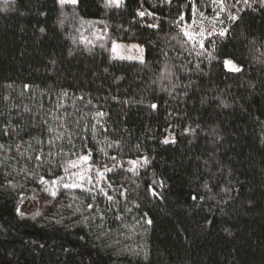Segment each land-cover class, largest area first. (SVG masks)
Returning a JSON list of instances; mask_svg holds the SVG:
<instances>
[{
    "label": "trees",
    "instance_id": "1",
    "mask_svg": "<svg viewBox=\"0 0 264 264\" xmlns=\"http://www.w3.org/2000/svg\"><path fill=\"white\" fill-rule=\"evenodd\" d=\"M105 4L0 0V264H264V0Z\"/></svg>",
    "mask_w": 264,
    "mask_h": 264
},
{
    "label": "snow or ice",
    "instance_id": "2",
    "mask_svg": "<svg viewBox=\"0 0 264 264\" xmlns=\"http://www.w3.org/2000/svg\"><path fill=\"white\" fill-rule=\"evenodd\" d=\"M7 2H8V0H5V3H7ZM58 2H59L62 6H63L65 3H71V4L75 5V4L77 3V0H58ZM169 2H170V0H169ZM244 2L247 3L248 0H244ZM121 3H122V0H106V4H105V6H106V7H110V6H117V7H119V6H121ZM139 15H140L141 17H143V16L145 15V13H144V12H140ZM231 18H232V19H236L235 17H231ZM153 27H155V25H153ZM41 31H44V30L41 29ZM224 34H225V33H224L223 31L220 33V35H224ZM185 35H188L189 38H191V36L189 35V33L186 32ZM123 47H124V46H122V45H119V44H115V43H113V46H112V52H113V53H116V52H117V49H121V48H123ZM131 47H132V48L139 49V51H140L141 53L144 51L142 48H140L139 45H132ZM201 47H203V43H202V42H201ZM118 58H119V59H139V61H140L141 63L144 62V61H143V56H140V57H132V56H124V55H120ZM224 64L227 65V66L229 67V69H230L231 71H233V72H241V71H242V69H241L239 66H237L232 60H226V61H224ZM151 107H152V108H156L157 105L153 104V105H151ZM98 115H101V116H102V115H104V114H103V113H99ZM50 131H54V129H50ZM168 142H169V141H168L167 139H165L164 143H168ZM37 143L39 144V143H41V141L37 140ZM49 143H51V141H49ZM0 148H3V145H0ZM50 154H51V153H49V155H50ZM37 158L39 159L40 157H37ZM81 159H83V160H88V157H87V156H84V157H82ZM130 163H132V164L135 165V164L138 163V161H131ZM143 163H144V164H147V163H148L147 158H144ZM72 166H73V167H76V164H72ZM108 170L110 171V169H108ZM130 170L135 171V169H130ZM67 171H68V169L65 168V172H67ZM101 175H102V174H101ZM60 179L62 180L63 177H61ZM80 179H84V177L81 176ZM89 179H90V178H89ZM40 183H41V184H47V183H49V181L45 180V179L42 177L41 180H40ZM50 183H52L53 185H55V184L57 183V181H51ZM80 186H81V185L76 184V183H73V184H65V185H64L65 188L80 187ZM49 191H50V194H51L53 197L56 196L57 192H56L55 189H50ZM153 195H156V193L153 192ZM109 199H111V197H109ZM193 199H195V197H193ZM89 207H91V205H90ZM17 211H19V209H18ZM147 222H148L149 224L151 223L150 220L147 221Z\"/></svg>",
    "mask_w": 264,
    "mask_h": 264
},
{
    "label": "rangeland",
    "instance_id": "3",
    "mask_svg": "<svg viewBox=\"0 0 264 264\" xmlns=\"http://www.w3.org/2000/svg\"><path fill=\"white\" fill-rule=\"evenodd\" d=\"M77 3H78V0H77ZM69 4H71V3H69ZM186 32L187 33H190L194 37H205V36L211 35L214 32H220V28H219V26H218V24L216 22H211L209 25L207 24V22H203V23L201 22V23L196 24L193 27L189 28ZM115 44H119V45L124 46L121 49H117V52L116 53H113L115 57L118 58L120 55L132 56V57H140V56H143V61H144V58H145V50H144V47L141 46L140 44H138L136 42H128V43L117 42ZM132 45H139L140 48H142L144 51L141 53L139 51V49L132 48L131 47ZM124 60L140 62L139 59H124ZM235 64L241 68V66L239 64H237V63H235ZM225 68H226V70H228L230 72H233V71H231L229 69V67L227 65H225ZM35 207H36V204L33 201V199L28 198V199L24 200L23 203L21 204V206H20V212L23 215L24 214H31V213L34 212Z\"/></svg>",
    "mask_w": 264,
    "mask_h": 264
}]
</instances>
